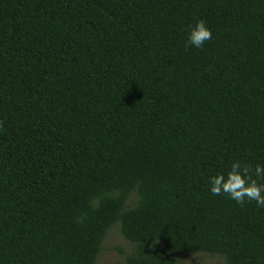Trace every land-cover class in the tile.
<instances>
[{
    "label": "trees",
    "instance_id": "trees-1",
    "mask_svg": "<svg viewBox=\"0 0 264 264\" xmlns=\"http://www.w3.org/2000/svg\"><path fill=\"white\" fill-rule=\"evenodd\" d=\"M0 121V264H96L117 222L119 264H264V207L210 191L264 166V0H0Z\"/></svg>",
    "mask_w": 264,
    "mask_h": 264
},
{
    "label": "clouds",
    "instance_id": "clouds-1",
    "mask_svg": "<svg viewBox=\"0 0 264 264\" xmlns=\"http://www.w3.org/2000/svg\"><path fill=\"white\" fill-rule=\"evenodd\" d=\"M212 38V32L204 20L189 26L188 42L197 48L203 47ZM0 121V129L3 128ZM264 166L257 164L253 168L236 160L230 170L210 178V191L213 195L228 194L231 199L243 205L245 201H255L258 207H264Z\"/></svg>",
    "mask_w": 264,
    "mask_h": 264
},
{
    "label": "rangeland",
    "instance_id": "rangeland-1",
    "mask_svg": "<svg viewBox=\"0 0 264 264\" xmlns=\"http://www.w3.org/2000/svg\"><path fill=\"white\" fill-rule=\"evenodd\" d=\"M136 197V196H135ZM133 244L128 241L120 227V222L115 223L107 232L96 264H119L123 263L126 256L132 251ZM180 264L196 262L198 264H228L222 255L210 253L178 254Z\"/></svg>",
    "mask_w": 264,
    "mask_h": 264
}]
</instances>
